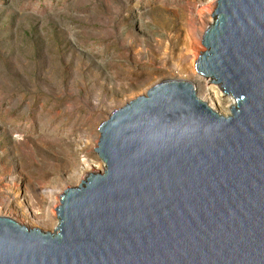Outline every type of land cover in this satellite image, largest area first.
<instances>
[{
  "label": "water",
  "instance_id": "95a60500",
  "mask_svg": "<svg viewBox=\"0 0 264 264\" xmlns=\"http://www.w3.org/2000/svg\"><path fill=\"white\" fill-rule=\"evenodd\" d=\"M188 81L114 110L104 170L60 196L53 233L0 216V264H264V0H218Z\"/></svg>",
  "mask_w": 264,
  "mask_h": 264
},
{
  "label": "rangeland",
  "instance_id": "374dc122",
  "mask_svg": "<svg viewBox=\"0 0 264 264\" xmlns=\"http://www.w3.org/2000/svg\"><path fill=\"white\" fill-rule=\"evenodd\" d=\"M208 1L0 0L1 217L53 233L60 196L104 170L99 126L158 84H199L228 114L183 43L199 47Z\"/></svg>",
  "mask_w": 264,
  "mask_h": 264
},
{
  "label": "bare ground",
  "instance_id": "6f19581e",
  "mask_svg": "<svg viewBox=\"0 0 264 264\" xmlns=\"http://www.w3.org/2000/svg\"><path fill=\"white\" fill-rule=\"evenodd\" d=\"M217 2H218V0H213V1H208L206 4H208V6H209V9L208 10H210V15H209V20L207 21V24H205V26L203 27V29H202V31H201V34L199 35L200 36V39H199V41H200V43H199V47L197 46V44H195V41L193 40V38L191 37V36H186L185 38H184V40H183V43H185L184 44V48H185V50H188V52H191L192 54H193V57H194V59H193V61H192V65H193V69H194V66H197V64H198V62H199V59H198V57H197V55H199V52H200V49L202 48L203 50H204V45H203V37H204V34L207 32V26L209 25V24H211V22H212V15H211V13L213 12V10L216 8V5H217ZM210 27V26H209ZM186 35H188V33L186 32L185 33ZM204 47V48H203ZM200 58V57H199ZM195 62H197L196 64H195ZM195 64V65H194ZM195 70V69H194ZM196 71V70H195ZM196 73H197V71H196ZM197 75H198V78L200 79V80H202V81H204L205 83H208V87L210 86L209 84H210V81L209 80H206V79H204L203 77H201V76H199V74L197 73ZM193 85H194V87H195V89H196V92H197V90H198V88H199V84H196V83H192ZM212 86V85H211ZM209 92H212V90H214L213 92H215L214 93V95L211 97V100H212V102H216V104H217V106H220L221 105V103H220V101H218L219 99H220V97H221V99L222 98H226L228 101H229V104H227L228 106H227V109H228V111H229V109L233 106V104H234V102H233V100L230 98V97H227V96H224V94H223V91L219 88V87H216V86H214V88L211 90V88L209 87ZM216 95L218 96V98H216ZM208 104V103H207ZM209 105V104H208ZM210 106V105H209ZM211 107V106H210ZM212 108V107H211ZM213 109V108H212ZM215 110V109H214ZM216 111V110H215ZM218 112V111H217ZM219 113V112H218ZM225 116H227V115H225ZM98 148V147H97ZM82 163H83V168L84 169H88L89 167H90V164H88L89 162H88V160L87 159H83L82 160ZM103 164V166H105L104 165V163H101V165ZM97 166L96 167H98V168H100V166H99V164H96ZM102 168V167H101ZM88 172H90V171H88ZM90 175H92V174H90ZM90 175H88V177L90 176ZM82 179V178H81ZM80 179V180H81ZM59 200V199H58ZM58 202V201H57ZM60 204V203H59ZM60 206V205H59ZM58 206V207H59ZM56 209V208H55ZM48 211V210H47ZM50 214V213H49ZM51 215V214H50ZM47 216V215H46ZM49 217V216H48ZM53 217V216H52ZM47 227V226H46Z\"/></svg>",
  "mask_w": 264,
  "mask_h": 264
}]
</instances>
